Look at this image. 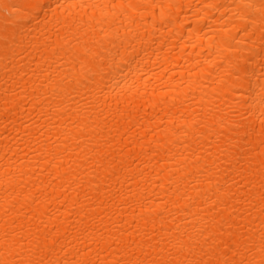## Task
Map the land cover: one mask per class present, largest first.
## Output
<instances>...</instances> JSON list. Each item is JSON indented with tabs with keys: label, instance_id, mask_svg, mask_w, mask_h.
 <instances>
[{
	"label": "bare ground",
	"instance_id": "obj_1",
	"mask_svg": "<svg viewBox=\"0 0 264 264\" xmlns=\"http://www.w3.org/2000/svg\"><path fill=\"white\" fill-rule=\"evenodd\" d=\"M0 264H264V0H0Z\"/></svg>",
	"mask_w": 264,
	"mask_h": 264
}]
</instances>
